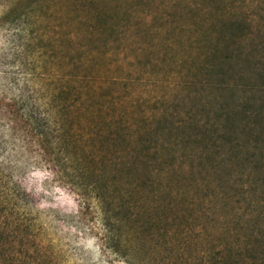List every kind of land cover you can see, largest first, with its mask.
<instances>
[{"label": "rangeland", "instance_id": "obj_1", "mask_svg": "<svg viewBox=\"0 0 264 264\" xmlns=\"http://www.w3.org/2000/svg\"><path fill=\"white\" fill-rule=\"evenodd\" d=\"M263 87L264 0H0V264H264Z\"/></svg>", "mask_w": 264, "mask_h": 264}, {"label": "trees", "instance_id": "obj_2", "mask_svg": "<svg viewBox=\"0 0 264 264\" xmlns=\"http://www.w3.org/2000/svg\"><path fill=\"white\" fill-rule=\"evenodd\" d=\"M99 70H101L100 67H99V69H98L97 71H99ZM94 75H95V74H94ZM95 76H96L97 79L100 78V76H97V75H95ZM114 81H117V78L114 79ZM102 85H103V83H102ZM261 88H262V87H261ZM263 88H264V87H263ZM263 90H264V89H263ZM61 92H62V91H61ZM82 94H83V93L78 92V97H81ZM78 97H77V98H78ZM86 98H87V97H86ZM69 99H70V98H68V97L64 98V104H65V105H63L62 107H65L66 110H67V112H68V113H67V112H66V113L70 115V113H72V112L74 111V110L72 111V110H70V109H75V105H76L77 103H76V101H75L76 99H72L71 101H69ZM66 101H67V103H66ZM252 115H253V114H252ZM1 197H2V195H0V199H1ZM32 262H33V261H32ZM32 262H30L29 264H34V263H32Z\"/></svg>", "mask_w": 264, "mask_h": 264}]
</instances>
